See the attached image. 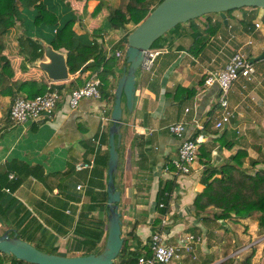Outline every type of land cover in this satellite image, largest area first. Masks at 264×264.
Here are the masks:
<instances>
[{"label": "crops", "instance_id": "0c3cea01", "mask_svg": "<svg viewBox=\"0 0 264 264\" xmlns=\"http://www.w3.org/2000/svg\"><path fill=\"white\" fill-rule=\"evenodd\" d=\"M125 2L62 0L75 17L72 24L75 40L95 41L105 53L98 68L91 69L89 59L75 73L68 71L64 80L52 81L46 77L36 58L32 59L34 49L25 40L20 25L11 26L1 34V53L13 72L7 81L11 92H0V174L5 173L18 182L13 190L5 186L0 190L13 197V206L23 207L27 238L43 248L54 246L60 253L74 252L75 244L82 238L75 226L79 223L86 225L85 222L92 219L103 221L100 241L104 240L107 129L110 121L100 130L99 113L104 107L110 112L116 80L125 65V46L115 48V43L133 24L128 23L126 28L101 29L100 20L108 18L113 9L123 8ZM96 4H99V10L93 14L91 11ZM58 10L65 12L63 4ZM263 13L264 8L259 7L233 9L230 16H226L227 28L224 29L221 22L197 55L187 51L193 26L203 32L207 15L211 19L220 18L208 13L199 20H192L193 26L181 23L175 31L165 33L160 46L164 50L156 56L151 69H137L131 111L124 108L122 100L118 166L113 176L120 194L117 207L121 235L128 239L130 248L147 245L149 234L158 225H155V218H158L165 242L181 243L189 233L198 237L194 248L201 255L194 263L211 258L213 262L210 264H215L224 258L219 247L229 226L225 219L238 221L240 217L231 214L221 222V219L212 217L215 208L209 207L197 215L189 204L203 187L204 167H219L237 148L246 151L242 167L250 171L264 168V57L253 65V72L248 77H238L231 84L227 93L230 115L221 128L213 126L214 118L219 114L218 89L215 85L205 86L202 78L206 71L222 67L235 49L243 48L247 53H257L256 56L264 50ZM249 15L252 18L249 19ZM255 22L259 25L254 26ZM32 37L47 42L36 34ZM57 49L66 53L62 47ZM116 49L123 52V57L115 55ZM223 50L224 57L218 59V53ZM102 68L108 69L106 75L111 83L108 93H112V98L84 97L75 107H69L66 102L69 89L92 73L97 75ZM49 84L64 93L49 115L23 123L9 120L7 111L13 97L43 92ZM177 85L186 88L178 100L173 97ZM188 89H192V93ZM174 121L183 123V136L202 134L196 158L185 174H175L164 168L174 157L180 139L166 129V125ZM201 147L209 153L208 159L201 156ZM204 160L207 162L202 163ZM78 161H89L91 165L76 169L74 165ZM215 175L222 173L219 171ZM169 182L172 186L167 211L161 214L155 196L157 190ZM247 217L253 219L251 226L258 224L253 211ZM204 219H213L219 226L206 225ZM3 227L0 222V230ZM217 232L223 235L216 245ZM192 260L182 253L178 264H194Z\"/></svg>", "mask_w": 264, "mask_h": 264}, {"label": "trees", "instance_id": "16d2710c", "mask_svg": "<svg viewBox=\"0 0 264 264\" xmlns=\"http://www.w3.org/2000/svg\"><path fill=\"white\" fill-rule=\"evenodd\" d=\"M159 1L160 0H126L123 8L113 9L112 14L100 28H126L128 23L135 25ZM61 4H63L65 9L64 13L58 10ZM67 7L65 3H62V0H0L1 93L11 92L10 84L7 81L13 72L9 61L5 55L1 53L3 47L1 34L14 25H20L24 29L23 35L25 40L29 41L30 47L34 49L32 59L40 57L42 54L38 39L32 37L33 34H36L44 38L52 48L57 49L62 47L65 49L66 64L70 73H75L89 59L92 61L89 67L91 69L98 68L104 59L105 53L103 49L95 41L82 42L75 40L74 31L72 29L75 17L71 14V11L69 12L67 10ZM98 10L99 4H96L91 13L94 14ZM232 10L233 9L226 10L224 12L225 17L230 16ZM192 20L193 19L188 22L189 26H193ZM206 20L203 32H199L194 26L193 30L190 32L191 43L187 47V51L192 55H197L202 50L208 38L216 32L221 23V20L218 18L211 19L209 15L206 16ZM262 20L264 21V13L262 15ZM181 25V23H176L172 28L158 36L151 43L150 48L160 47L162 42H164L162 39L165 33L173 32ZM127 31L124 33L122 39H119L115 43V48L124 47ZM123 64H125L124 57ZM107 70L106 68H102L97 72L99 78L98 90L100 92V97L110 96L112 98V93H108L111 83L110 80L107 79ZM44 80L47 81L45 78ZM69 84H72V82H69ZM185 90V87L177 85L173 97L178 100L179 94ZM188 90L192 93V89ZM227 145L229 146L230 144L227 143ZM245 155L246 151L244 149L237 148L219 167L205 166L202 171L203 176L201 179L203 187L194 195L189 204V208L195 214L199 215L206 211L207 208L213 207L215 211L212 217L215 220L225 219L230 217L231 214H235L233 215L234 217H241L245 213L248 215L253 210H257L259 213L258 225L259 228L264 231V168L250 171L242 167V161ZM201 156H204V159H208L209 157V153L203 151L202 147ZM205 162L207 161H202V163ZM251 163H254V161L251 160ZM219 171H221L222 175L216 176L215 174ZM0 177V188L1 186H5L9 190H13L18 182L16 178H8L5 173L0 174ZM171 184L172 182H169L157 190L155 196L156 206L158 212L161 214L167 211V200L171 190ZM12 202H15L13 197L2 193L0 190V222L4 224L0 232L7 227H13L18 237L32 243V241L27 238L28 233H26L27 226L25 224L26 215H22L25 210L21 205L17 207L16 205L13 206ZM16 216L19 222H16ZM159 222L160 219L155 218V225H158L155 226L152 231H162L163 226L159 225ZM85 224L86 225H82V223H79L75 226V231L80 234L82 238L77 241L74 248L75 251L70 254L60 253L54 246L43 248L38 242L32 244L43 251L65 255L97 252L101 249V247L98 248V243L103 234V221L101 219H92V221H87ZM232 241L230 235L225 233L224 239L219 247L220 255L224 258L215 264H235L233 256L229 254L233 249ZM262 250L264 252V244ZM151 253L152 250L148 247V243L147 245L145 243L142 247L136 246L130 248L128 239L123 236L120 250L111 264H137L139 255L143 254L148 256L151 255ZM192 262L194 263L195 259H193ZM212 262L213 260L211 258H202L201 261L199 260V262L194 264H210ZM0 264L34 263L15 258L11 254L0 252ZM238 264H253L251 261V253L240 259Z\"/></svg>", "mask_w": 264, "mask_h": 264}, {"label": "water", "instance_id": "95a60500", "mask_svg": "<svg viewBox=\"0 0 264 264\" xmlns=\"http://www.w3.org/2000/svg\"><path fill=\"white\" fill-rule=\"evenodd\" d=\"M241 6L264 8V0H160L149 12L126 33L124 60L113 91L107 129V169H106V222L102 247L97 252L65 255L50 253L35 247L32 243L17 236L14 228L0 232V252L34 264H111L122 245L120 212L117 207L119 190L115 187L113 176L117 171L119 146V127L122 124V100L127 111H131L135 91V77L144 52L151 43L176 23H188L203 14L216 13L226 23L225 11ZM42 58L37 65L52 81L64 80L68 76L66 53L54 49L43 39ZM264 57V50L253 60ZM222 222V219L220 220Z\"/></svg>", "mask_w": 264, "mask_h": 264}, {"label": "built area", "instance_id": "2783aa9c", "mask_svg": "<svg viewBox=\"0 0 264 264\" xmlns=\"http://www.w3.org/2000/svg\"><path fill=\"white\" fill-rule=\"evenodd\" d=\"M259 23L255 22L254 26ZM250 42V41H248ZM162 47H152L144 52L139 69L150 70L156 56L162 52ZM116 56H122L121 50L114 51ZM253 72L251 59L240 48L235 49L228 56L222 67L208 70L204 73L202 82L205 86L215 85L218 89L216 96L219 114L214 118L213 126L221 128L228 121L230 111L227 107V93L238 77H248ZM99 78L95 73L89 75L81 84L69 89L66 102L69 107H75L78 101L84 97L99 98L98 90ZM61 89L47 85L46 90L32 95H17L11 100L7 116L13 123H23L34 120L41 115H49L63 96ZM109 120L107 109L104 107L99 113V129L102 130L105 123ZM166 129L174 135L180 137L174 157L164 165L165 169H170L175 174L188 173L191 165L196 158L202 134L197 133L193 136H183L184 125L180 121L170 122ZM91 165L89 161H78L75 163L76 169L86 168ZM80 185L76 187L79 188ZM160 205V204H159ZM198 237L194 234L185 235L181 243L173 244L165 242L162 232L151 231L149 234L148 247L152 250L151 255H139L137 264H178L173 259H179L183 253L190 259L195 258L193 253L194 243Z\"/></svg>", "mask_w": 264, "mask_h": 264}, {"label": "rangeland", "instance_id": "374dc122", "mask_svg": "<svg viewBox=\"0 0 264 264\" xmlns=\"http://www.w3.org/2000/svg\"><path fill=\"white\" fill-rule=\"evenodd\" d=\"M257 8L255 6H241L238 7L237 9H242V8ZM205 14H203L202 16L193 18V20H199L200 17H204ZM210 15H214L216 17H219L216 13H212ZM220 18V17H219ZM248 18H252L251 15L248 16ZM107 18H101L100 20V25L101 27L105 24ZM221 20V18H220ZM222 22V20H221ZM228 22L226 23H222V27L225 29L228 26ZM132 27V26H131ZM130 27V28H131ZM129 28L125 29V32L128 30ZM263 29V27L261 28ZM125 46V45H124ZM242 51L245 52V54H247L249 59H252V65L256 66V62L260 59L257 60H253V58L256 56L257 53H247V51L245 49L242 48ZM225 52L224 50L222 52L218 53L217 58L220 59L222 57H224ZM253 213L256 216V220L258 223V211L257 210H253ZM247 213H245L243 216H241L240 218H238L239 220H230V219H225L226 220V225H229L227 228V233L230 235L232 241V251L229 253L230 255L233 256L234 259V263L238 264V261L240 259H242L245 255L250 254L251 253V261L253 264H264V252L262 250V246L264 244V231L261 230L259 228V225L257 226H251L253 223V219L250 217H247ZM204 223L207 224H215L218 225V223L213 219H204ZM223 221V220H222ZM219 226V225H218ZM221 228V227H218ZM197 231H200L198 228H195ZM218 235V236H216ZM214 237V241L219 242V240H221V235L223 234H219L217 232ZM220 238V239H219ZM171 242L177 244V241L174 242V240H170ZM102 243L103 241L101 240L99 243L98 248L102 247ZM193 253H195L197 255V258L195 260H197L201 253L200 251L196 250V248H193ZM197 251V252H196ZM175 263H179V259H173L172 260Z\"/></svg>", "mask_w": 264, "mask_h": 264}]
</instances>
